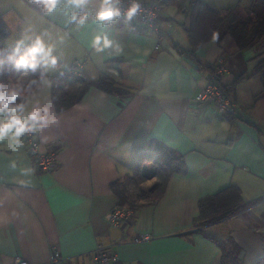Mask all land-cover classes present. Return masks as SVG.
<instances>
[{
    "label": "crops",
    "instance_id": "1",
    "mask_svg": "<svg viewBox=\"0 0 264 264\" xmlns=\"http://www.w3.org/2000/svg\"><path fill=\"white\" fill-rule=\"evenodd\" d=\"M206 3L235 7V2ZM102 6L103 0L80 6L58 0L48 12L33 0H0L10 29L7 47L30 48L40 38L56 57L55 65L45 64L38 53L48 77L26 94L23 112L0 111V123L14 114L28 118L37 106L44 115L47 108V123L32 122L41 149L58 157L53 172L45 173L14 127L0 138V264H13L17 257L49 264L55 248L68 264H93L100 247L138 264H221L220 247L196 230L194 220L202 198L232 185L252 204L207 234L233 238L242 264H259L264 236L254 228L264 221V83L255 72L257 50H241L227 36L212 39L192 56L186 0L164 8L159 48L157 34L119 17L98 21ZM97 36H107L112 46L97 51ZM220 61L228 65L221 83L230 87L237 81L230 98L239 113L223 114L215 104L197 100ZM76 62L88 81L115 70L111 78L124 93L91 87L79 103L58 111L52 86L70 82ZM151 140L183 155L185 170L171 176L156 204L140 208L123 226L111 225L119 202L112 185L129 179L138 148ZM216 226L220 235L211 230ZM144 234L151 239L135 240Z\"/></svg>",
    "mask_w": 264,
    "mask_h": 264
},
{
    "label": "trees",
    "instance_id": "2",
    "mask_svg": "<svg viewBox=\"0 0 264 264\" xmlns=\"http://www.w3.org/2000/svg\"><path fill=\"white\" fill-rule=\"evenodd\" d=\"M186 1L190 3V26L186 29L191 46L190 54L196 57L197 51L214 39V36L219 40L231 36L241 50L255 49L258 51L257 57H260V60L255 72L260 74L264 83V0H253L247 8H241L238 4L228 9H217L202 0ZM140 30L142 29L140 28ZM9 35L10 29L4 20V13L0 12V85L3 86L0 91H7L14 86L22 89L21 95L11 105V107H15L24 103L26 94L48 76L44 68V61L39 54H37L39 65L34 72L23 66L17 68L16 61L27 54L29 48L12 49L7 47L5 41ZM213 72L214 68L211 74ZM69 73L71 74V70ZM33 81L35 82L33 83ZM79 81L82 83H77ZM219 82L228 96H230L231 87L234 88L237 83L236 81L232 86L225 87L221 83V79ZM91 87L108 93H124L116 79L106 73L98 81H88L86 78L77 80L73 75H70V82L60 80L52 86V100L56 109L64 111L79 103ZM2 111L10 113V109ZM146 161H154L159 167L157 176L160 178V183L157 184L154 193L156 201L163 196L171 176L184 172L186 165L183 155L156 140H151L147 145L140 146L136 153L134 173L129 177V180L117 181L112 185L119 199L118 206L134 210H138L142 206H136V202L130 194L132 191L129 189V185H132L135 191L139 188L144 177L141 174L142 165ZM251 204V202L244 201L242 190L235 185L201 199L199 215L194 220V226L196 230L211 237L220 247L221 264H242L239 258V246L233 241V238L222 239L210 234L209 236L207 230L242 213ZM259 264H264V259Z\"/></svg>",
    "mask_w": 264,
    "mask_h": 264
},
{
    "label": "built area",
    "instance_id": "3",
    "mask_svg": "<svg viewBox=\"0 0 264 264\" xmlns=\"http://www.w3.org/2000/svg\"><path fill=\"white\" fill-rule=\"evenodd\" d=\"M116 7L121 10L119 18L122 21L131 23L132 26L140 27L144 32L155 33L158 35V46H161L163 39L162 23H163V10L166 6L172 4L175 0H141V7L143 11L135 18L129 20L125 17L124 12L127 8L128 0H114ZM169 26L171 23L168 22ZM81 63L76 62L71 68V74L75 79H85L84 74L80 72ZM111 73L115 70L110 69ZM108 72V73H110ZM228 72V65L225 61H220L214 68V72L210 75V80L206 86L197 95V100L201 103H213L219 111L223 114H236L239 113V108L235 101L230 98L224 91L223 86L219 80ZM28 119V118H21ZM28 124L33 122L28 120ZM25 141L31 150L32 156L39 170L45 173L53 172L58 164V157L54 151L42 150L41 143L38 138L36 127L30 128L26 126V130L19 135ZM131 210L126 207L116 206L110 214V223L114 226H123L133 220ZM254 230L264 236V221L260 226ZM149 234L136 236V241H146L151 239ZM13 264H27L22 258H15ZM49 264H68L59 248H55L51 253ZM93 264H138L137 262L124 261L119 253L114 248H98L93 253Z\"/></svg>",
    "mask_w": 264,
    "mask_h": 264
},
{
    "label": "clouds",
    "instance_id": "4",
    "mask_svg": "<svg viewBox=\"0 0 264 264\" xmlns=\"http://www.w3.org/2000/svg\"><path fill=\"white\" fill-rule=\"evenodd\" d=\"M34 3L43 4L48 12H52L55 9L58 0H33ZM76 6H80L85 3L86 0H71ZM143 11L141 7V0H128L127 8L124 12V15L127 19L131 20L137 17ZM171 11V9H169ZM121 15V10L114 6L111 3V0H103V6L96 13V18L98 21H110ZM75 19V16L72 17ZM84 17H81L78 23H84ZM216 37L214 36V39ZM93 45L96 47L97 51L102 50L103 48H108L112 46V41L104 36L103 39L100 36H97ZM43 54L45 58V64L51 63L52 65L56 64V57L52 56L51 46L46 47L43 41L40 38H37L32 47L29 48L27 54L21 56L19 60L16 61L17 68L23 66L25 69H31L33 72L37 69L39 61L37 60V54ZM35 81H33L34 83ZM3 86L0 85V88ZM22 89L19 87H11L7 91H0V111L3 109H10L13 113L23 112L25 109V103L16 105L14 108L11 107L12 103L21 95ZM44 115H41V109L37 106L34 107L32 111L28 113V119H21L19 115H12L11 119L5 122L0 123V138H2L3 133L7 132L11 128H15V135L19 136L26 130V126L30 128H35L36 124H28V120L31 121H43L47 123L48 109L45 108ZM55 122V118H52ZM153 181H147V184H151Z\"/></svg>",
    "mask_w": 264,
    "mask_h": 264
},
{
    "label": "rangeland",
    "instance_id": "5",
    "mask_svg": "<svg viewBox=\"0 0 264 264\" xmlns=\"http://www.w3.org/2000/svg\"><path fill=\"white\" fill-rule=\"evenodd\" d=\"M204 2H235L234 6L236 5H240L241 8H247L249 7L253 0H202ZM232 5V4H231ZM258 52V51H257ZM218 64V63H217ZM216 64V66H217ZM108 75L113 76L111 73L106 72ZM77 83H82V81H79ZM158 170L159 167L157 165V163H155L154 161H146L145 163H143L142 165V172L141 174L144 176L143 180H141V184L139 186V188L134 189V187L132 185H129V189L132 191L130 192L133 200L136 202V206H141L140 208L146 206V205H152V204H156L158 201H156V197H154V193L156 191V186L158 183H160V178L157 176L158 175ZM129 180V179H128ZM126 180V181H128ZM147 181H153L150 185L147 184ZM139 189V190H138ZM139 208V209H140ZM132 213V217L133 215H136V212L139 210H134V209H130ZM132 217L130 218V220L132 219ZM211 230H214L215 234H219V227H214ZM220 235V234H219Z\"/></svg>",
    "mask_w": 264,
    "mask_h": 264
}]
</instances>
